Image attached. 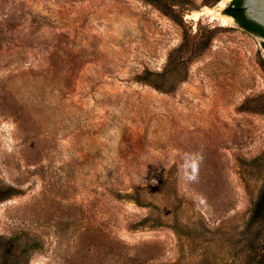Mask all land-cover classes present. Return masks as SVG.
Masks as SVG:
<instances>
[{"label":"rangeland","instance_id":"obj_1","mask_svg":"<svg viewBox=\"0 0 264 264\" xmlns=\"http://www.w3.org/2000/svg\"><path fill=\"white\" fill-rule=\"evenodd\" d=\"M230 1L0 0V264H261L264 39Z\"/></svg>","mask_w":264,"mask_h":264},{"label":"trees","instance_id":"obj_2","mask_svg":"<svg viewBox=\"0 0 264 264\" xmlns=\"http://www.w3.org/2000/svg\"><path fill=\"white\" fill-rule=\"evenodd\" d=\"M147 2L155 4L159 9H161L163 12L166 14H172V10L174 8V5L170 2V0H146ZM177 2V1H176ZM243 0H231L224 12L233 17L237 25L242 28L246 33L258 36L264 39V28L259 26L253 21H250L246 16L244 9L242 8ZM171 12V13H169ZM262 47L264 49V42L262 43ZM184 61H181V63L172 65L171 67L168 66L167 69L163 70L162 73H157L156 76L163 78L166 77L167 75L173 74V71H178L180 70V66H182ZM152 73L149 71H146L143 76L139 77L138 81L139 82H144L152 85V81L150 79V76ZM155 88L160 90V86L158 85H153ZM11 188H7V192L4 193L3 195H0V200L9 198L13 195ZM251 222L253 223H258V222H264V190L260 193L253 211L251 215ZM259 263H264V252L262 255H260L259 258Z\"/></svg>","mask_w":264,"mask_h":264},{"label":"water","instance_id":"obj_3","mask_svg":"<svg viewBox=\"0 0 264 264\" xmlns=\"http://www.w3.org/2000/svg\"><path fill=\"white\" fill-rule=\"evenodd\" d=\"M245 16L264 28V0H243Z\"/></svg>","mask_w":264,"mask_h":264},{"label":"flooded vegetation","instance_id":"obj_4","mask_svg":"<svg viewBox=\"0 0 264 264\" xmlns=\"http://www.w3.org/2000/svg\"><path fill=\"white\" fill-rule=\"evenodd\" d=\"M233 18V17H232ZM234 19V18H233ZM235 21V20H234Z\"/></svg>","mask_w":264,"mask_h":264}]
</instances>
